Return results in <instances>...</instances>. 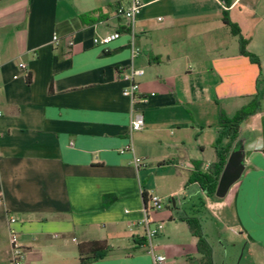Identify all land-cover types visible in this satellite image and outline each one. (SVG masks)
Returning <instances> with one entry per match:
<instances>
[{
  "label": "crops",
  "instance_id": "obj_1",
  "mask_svg": "<svg viewBox=\"0 0 264 264\" xmlns=\"http://www.w3.org/2000/svg\"><path fill=\"white\" fill-rule=\"evenodd\" d=\"M128 2L0 0V264H9V228L26 264H79L77 244L88 240L111 248L89 264H153L140 221L155 169L178 180L164 194H181L172 204L191 235L187 244L164 242L163 232L152 238L166 264H201L186 221L193 217L219 264L204 215L218 235L237 237L251 264H264V0H146L133 27L116 12ZM225 18L257 63L239 52ZM115 31L107 45L92 41ZM131 42L140 49L134 58ZM129 64L144 70L147 96L137 105L143 128L132 133L118 71ZM251 101L257 109L239 125L243 172L223 198L208 196L188 178L195 165L215 162V145L230 142L220 112L231 117Z\"/></svg>",
  "mask_w": 264,
  "mask_h": 264
},
{
  "label": "built area",
  "instance_id": "obj_2",
  "mask_svg": "<svg viewBox=\"0 0 264 264\" xmlns=\"http://www.w3.org/2000/svg\"><path fill=\"white\" fill-rule=\"evenodd\" d=\"M146 4V0H129L128 4L124 7L119 6L116 9L117 14L121 15L130 26L133 27L136 16L141 11L142 7ZM119 37V32H112L103 36H97L93 38V43L96 45H107L111 41ZM54 46H58L60 39L56 34L52 36L51 40ZM72 40L71 38L64 39V53L67 57L71 55ZM140 53V49L131 42L130 54L131 58H134ZM17 66L20 70L25 71L26 66L22 61H18ZM118 71L122 73V79L127 82V85L122 89V94L127 96L131 102L130 121H129V133L140 130L143 128L144 119L141 109L137 106L147 101V96L142 95L139 89V77L144 73L142 68L135 67L132 64L128 66L118 68ZM14 78L17 75L13 76ZM1 136V134H0ZM128 148V147H127ZM261 154L264 157V149L261 150ZM134 163L137 167L142 166L145 162L143 158L134 157ZM162 199L158 196L149 195L146 198L143 206V218L140 223L144 227V235L147 241V251L151 254L153 264H166V256L164 254L155 253L151 245V240L157 235L162 228V223H153L149 216L151 210H155L161 206ZM15 222L14 218L10 219V223ZM9 264H26L25 249L19 243L17 233L13 228H9Z\"/></svg>",
  "mask_w": 264,
  "mask_h": 264
},
{
  "label": "trees",
  "instance_id": "obj_3",
  "mask_svg": "<svg viewBox=\"0 0 264 264\" xmlns=\"http://www.w3.org/2000/svg\"><path fill=\"white\" fill-rule=\"evenodd\" d=\"M225 24L230 28L233 35H239V52L257 63V58L253 54L246 50V40L240 36V30L238 26L228 19H224ZM257 109V104L251 101L247 106L238 110L233 116L227 117L223 112L219 114V125L221 133L225 134L229 138V143L226 146L215 145L216 160L213 164L208 167L207 170H202L198 165H195V170L191 173L188 178L189 182H197L201 191L206 195L215 197L214 192L217 186V182L221 171L225 165L227 157L233 148L234 144L241 146L244 137L241 135L239 125L241 121L249 114L253 113ZM145 200L146 196L143 193ZM216 198V197H215ZM187 225L190 232L198 238L197 249L202 254L200 259L201 264H212L210 251L207 249V243L201 233L198 220L196 218H188ZM110 246L105 241L101 240H88L82 241L77 244V252L79 264H89L96 261L110 251ZM205 260V263L202 260Z\"/></svg>",
  "mask_w": 264,
  "mask_h": 264
},
{
  "label": "rangeland",
  "instance_id": "obj_4",
  "mask_svg": "<svg viewBox=\"0 0 264 264\" xmlns=\"http://www.w3.org/2000/svg\"><path fill=\"white\" fill-rule=\"evenodd\" d=\"M155 172H151L150 175V178H152L150 184L155 186L151 195L160 197L162 199V204L156 209V211L151 210L149 214L156 223L162 222L163 225H165V228H162L159 231L163 232L162 235L164 236V242L168 241L170 243L178 242L187 244L188 241L191 240V235L189 234L185 223L179 219V215H184V212L179 206L176 207L178 208L176 210L175 206L172 204V200H174L176 204L180 205L182 196L181 194L169 196L164 194L166 188H176L178 186V180L176 177L169 180L170 177L168 178V175L165 172L162 173L156 171V169ZM168 213H173L172 221L168 220ZM201 227L203 234L213 247L214 260L219 261V264H251L246 251L243 248V244H239L238 242L236 244L235 240H237V237H235L230 231L225 230L218 235L215 221L205 215L201 219ZM125 241L128 242L127 240Z\"/></svg>",
  "mask_w": 264,
  "mask_h": 264
},
{
  "label": "water",
  "instance_id": "obj_5",
  "mask_svg": "<svg viewBox=\"0 0 264 264\" xmlns=\"http://www.w3.org/2000/svg\"><path fill=\"white\" fill-rule=\"evenodd\" d=\"M243 169V149L238 144H234L219 176L214 192L216 198H223L226 195L230 186L241 176Z\"/></svg>",
  "mask_w": 264,
  "mask_h": 264
}]
</instances>
